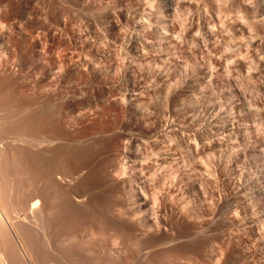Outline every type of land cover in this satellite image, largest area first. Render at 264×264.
Here are the masks:
<instances>
[{
  "label": "rangeland",
  "instance_id": "374dc122",
  "mask_svg": "<svg viewBox=\"0 0 264 264\" xmlns=\"http://www.w3.org/2000/svg\"><path fill=\"white\" fill-rule=\"evenodd\" d=\"M131 89L139 92L135 98ZM168 122L189 126L192 143L178 147L173 137L171 147L161 146L171 162L157 169L161 182L151 190L156 210L150 230L137 218H115L126 205L117 196L119 180L131 170L123 173L118 164L121 174H110L111 189L99 193L89 180L73 178L74 165L59 157L96 126L114 129L122 149L131 135ZM108 154L104 168L112 173L115 158ZM0 171V264H264V0H0ZM81 194L86 198L76 207L84 224L74 215L55 219V205H75ZM38 197L41 204L32 211L28 204ZM88 197L97 209L101 204L98 216L83 207ZM71 223L83 230L76 227V233ZM70 224L75 238L64 229ZM137 226L147 230L145 237ZM132 230L141 231L138 239Z\"/></svg>",
  "mask_w": 264,
  "mask_h": 264
},
{
  "label": "bare ground",
  "instance_id": "6f19581e",
  "mask_svg": "<svg viewBox=\"0 0 264 264\" xmlns=\"http://www.w3.org/2000/svg\"><path fill=\"white\" fill-rule=\"evenodd\" d=\"M140 18V17H139ZM142 19V18H141ZM140 20V19H139ZM156 20V19H155ZM143 21H144V19H143ZM158 21V20H157ZM144 23V22H143ZM155 23V22H154ZM162 23V22H161ZM155 30H156V34H157V36H156V38H158V39H161L162 38V34H163V30L158 26V23L156 24L155 23ZM162 30V31H161ZM168 30V29H167ZM168 32V31H167ZM166 33H164V37H166V35H165ZM168 34H169V32H168ZM166 39V38H165ZM162 41V40H161ZM158 42V41H157ZM156 42V43H157ZM159 43H160V41H159ZM153 44V43H152ZM162 44V43H161ZM157 45V44H156ZM150 48V47H149ZM147 49V48H146ZM157 50V49H156ZM160 51V50H159ZM139 54V53H138ZM139 56V55H138ZM142 56V55H141ZM138 58V57H137ZM140 59H142V58H140ZM137 60H139V59H137ZM141 61V60H140ZM144 62V61H143ZM142 63V62H141ZM164 70V69H163ZM159 71V70H158ZM164 71H166V69L164 70ZM163 72V71H162ZM165 74V73H164ZM163 74V75H164ZM158 76V75H157ZM156 77V76H155ZM154 77V78H155ZM191 80H193V79H191ZM193 82H194V80H193ZM156 83V82H155ZM195 83V82H194ZM197 83V82H196ZM165 84V83H164ZM160 85V84H159ZM199 85V84H198ZM162 87V86H161ZM160 88V87H159ZM163 88V87H162ZM167 88V87H166ZM165 88V89H166ZM164 89V90H165ZM144 90H146V89H144ZM160 90V89H159ZM168 90V89H167ZM166 90V91H167ZM140 91H142V90H140ZM170 91V90H169ZM168 91V92H169ZM137 93H139V92H136V90L135 89H131L130 90V92L128 93L129 95H130V98H135L136 97V95H137ZM159 93V92H158ZM161 93V92H160ZM143 94V93H142ZM169 94V93H168ZM140 96H141V92H140ZM139 97V96H138ZM164 97H167V96H164ZM169 97H170V95H169ZM191 98V97H190ZM194 101V100H193ZM149 112V111H148ZM143 114V113H142ZM171 114V113H170ZM173 114H175V113H173ZM172 114V115H173ZM147 115V114H146ZM153 115V114H152ZM156 115V114H155ZM167 115V114H166ZM172 115H170V116H172ZM36 116H37V114H36ZM33 117V116H32ZM35 117V116H34ZM166 117V116H165ZM157 118V117H156ZM141 119V118H140ZM149 119H150V117H149ZM149 119L148 118H146L144 121L145 122H143V124L144 125H147V126H149V124H147L148 122H150L149 121ZM171 119V118H170ZM151 120H152V118H151ZM168 120V119H167ZM155 121H156V123L155 124H158L157 123V120L155 119ZM154 121V122H155ZM171 121V120H170ZM175 123H177L176 121H174ZM174 122L173 123H169L168 122V124L165 126H162V124H160V125H154V124H150V126H152V125H154L153 127H154V129H152L153 131H150V132H148L147 134L145 133H142V134H135V135H129L130 137H128V135L126 136V137H128L127 138V140H129V143L127 142V144H129V146H127V144H126V146L124 145V147L123 146H120L122 149H118V147L119 146H116V143H115V140H114V129H112L111 127L109 128V127H105V126H96V127H94V131H96L97 130V132H91V131H88V132H86V133H84V134H82V135H79V137H77V138H75L74 139V142L76 143L75 145L76 146H71V147H67V146H65L63 149H61V148H59V150H58V152L60 151V149H61V151H63V152H61V154L60 155H62V156H60L59 155V157H62V159H67V160H69L74 166V168L73 167H70L69 166V164L70 163H68V167H70V169H72V170H70L69 172H71L72 171V177L74 178V177H76V178H81V176L83 177V179H87V180H89V183H90V186L92 187V189H97L98 190V192L99 191H101V193L102 192H104L106 189L108 190V188H110L109 187V185L111 184V183H113L112 182V180L114 179H111L110 178V174H112V175H114V174H121L120 172H119V168H118V164H119V167H120V164H122L124 167L122 168V166H121V169L122 170H124L123 171V173L125 172V169H129V170H131V172L130 173H128L129 175H127L128 176V178H122L121 180H119V178H117L119 181H121L120 182V186L119 187H121V190L119 191L120 192V194H116L117 196H119V195H121L120 197H123V199H124V201H126V203L124 202V204H126L124 207L122 206V208H120L119 209V211L117 210V214L119 215V216H117L116 214V216L117 217H115V218H118V217H120V219L122 218V217H124V219L126 220L127 219V222H128V220H130V221H133L132 219H134L135 218V220H136V218H137V220L136 221H139V225L141 226H139L140 228H149V230L150 229H152L153 227H155V224H154V221L152 220V216L154 215V213H155V210H156V208H155V206H154V200H153V197H152V194H151V190L152 191H155L154 189H157L158 188V186H159V183L161 182L160 180H159V174L157 173V169L158 168H166L167 166L166 165H169L168 163H170L171 162V160H169V159H171L170 158V155L169 154H167V155H169V159H168V157H166V156H164L163 154H165V153H163V152H161L160 151V149H161V146L162 145H166V144H169V145H166V146H169V147H171L170 146V143H172V142H170L171 141V139L173 138V139H177L179 142H177V143H179L178 145H176V146H180V147H183L184 146V148H185V146L187 147H190V144L192 143V141H191V131H192V129L189 127V126H184V127H177V125H175L174 124ZM218 123V122H217ZM221 123V122H220ZM186 124V123H185ZM192 124V123H191ZM96 125V124H95ZM94 125V126H95ZM99 125V124H98ZM101 125V124H100ZM142 125V124H141ZM228 125V124H227ZM109 126H110V124H109ZM180 126H181V124H180ZM217 126H219V125H217ZM92 127V126H91ZM90 127V128H91ZM112 127H113V125H112ZM143 127V126H142ZM215 127V126H214ZM221 127V126H220ZM229 127V126H228ZM228 127H221L222 128V130H224V131H228L229 130V128ZM88 128V127H87ZM114 128H115V126H114ZM148 128V127H147ZM217 129L216 130H218L219 128L218 127H216ZM220 128V129H221ZM89 129V128H88ZM196 129V128H195ZM140 130V129H139ZM221 130V131H222ZM87 131V130H86ZM142 131V130H141ZM220 131V130H219ZM143 132V131H142ZM196 132V131H195ZM213 132V131H212ZM96 133V134H95ZM227 133V132H226ZM126 134H128V133H126ZM195 134V133H194ZM199 134V133H198ZM213 134V133H212ZM78 135V134H77ZM200 135V134H199ZM117 138V137H116ZM202 138V137H201ZM70 139V138H69ZM172 139V140H173ZM196 138H193L192 140H195ZM24 141H26V140H24ZM28 141V140H27ZM69 141V140H68ZM176 141V140H175ZM174 141V142H175ZM196 141V140H195ZM73 142V141H72ZM170 142V143H169ZM40 144V143H39ZM70 144V143H69ZM72 144V143H71ZM124 144H125V142H124ZM182 144H184L183 146H181ZM197 144V143H196ZM195 144V145H196ZM68 145V144H67ZM201 145V144H200ZM38 146V145H37ZM64 146V145H63ZM63 146H61V147H63ZM163 147V146H162ZM173 147V146H172ZM57 148V147H56ZM57 148V149H58ZM141 148H143V149H141ZM165 147H163V149H164ZM167 148V147H166ZM174 148H177V147H173V148H171L172 150H174ZM57 149H55V150H57ZM167 149H170V148H167ZM171 149H170V151H171ZM180 149V148H179ZM182 149V148H181ZM143 150V151H142ZM162 150V149H161ZM165 150V149H164ZM189 150V149H188ZM191 150V149H190ZM22 151H25V149L23 150L22 149ZM29 151V150H28ZM106 151H108L109 152V154L108 155H110L109 157H111V154H113L112 155V159H114L113 160V162H115V163H113V168H111V170H112V173H110L109 171H106V168H104V166L105 165H107V162H106V160H104V156H103V153L104 152H106ZM163 151V150H162ZM193 151V150H192ZM192 151H189L191 154L189 155V157L192 155ZM194 151H196V150H194ZM19 152H20V150H19ZM30 152V151H29ZM57 152V153H58ZM59 152V153H60ZM175 153V150L174 151H172V152H170V153ZM188 152V153H189ZM21 154H22V152H20ZM24 153V152H23ZM28 153V152H27ZM37 152H33V153H31L32 154V156H31V158L33 157L34 158V155L33 154H36ZM40 152H38V155L40 156L41 154H39ZM42 153V152H41ZM57 153H55V154H57ZM173 153V155L175 156V154ZM184 153H186V152H184ZM197 153V152H196ZM25 154V153H24ZM30 154V153H29ZM195 153L193 152V155H194ZM105 155V154H104ZM172 154H171V156H173ZM192 155V156H193ZM24 156V155H23ZM26 156V155H25ZM24 156V157H25ZM45 156V155H44ZM103 156V157H102ZM107 156V155H106ZM191 156V157H192ZM195 156V155H194ZM202 156V155H201ZM23 157V158H24ZM46 157V156H45ZM45 157H43V159L45 158ZM54 157H55V155H54ZM58 157V156H57ZM56 157V158H57ZM180 157V156H179ZM196 157V156H195ZM30 158V157H29ZM31 159L32 161L34 160V159ZM37 158V157H36ZM41 158H42V156H41ZM41 158H39L40 160H41ZM47 158V157H46ZM185 158V157H184ZM24 159H28V158H24ZM39 159H38V161H39ZM42 159V161L43 162H45L46 160L44 159L43 160ZM49 159H50V157H49ZM59 159V158H58ZM172 159H174L173 157H172ZM186 159V158H185ZM184 159V160H185ZM53 160H55L54 158H53ZM168 160L170 161V162H168ZM180 160V159H179ZM178 160V161H179ZM187 160V159H186ZM190 160H194V159H190ZM26 161V160H25ZM24 161V162H25ZM29 161V160H28ZM35 162H36V160H34ZM33 161V162H34ZM38 161H37V163H38ZM42 161H39V162H42ZM52 161V160H51ZM56 161H58V160H56ZM61 159H60V161H58V162H60L61 163ZM68 161V162H69ZM175 161V160H174ZM54 162V161H53ZM66 161H64V163H65ZM186 162V161H185ZM36 163V164H37ZM46 164H48V162L46 161L45 162ZM56 163V162H55ZM63 163V164H64ZM188 163V162H187ZM26 165L28 164V163H25ZM31 164V163H30ZM38 164H40V166L42 165V163H38ZM112 164V163H111ZM180 164V163H179ZM33 165V164H32ZM35 165V164H34ZM33 165V166H34ZM45 165V164H44ZM43 165V166H44ZM51 165H52V163H51ZM67 165V164H66ZM171 165V164H170ZM174 165V164H173ZM29 166H31V165H29ZM28 166V167H29ZM36 166V165H35ZM47 166V165H46ZM49 166V165H48ZM47 166V167H48ZM64 166H65V164H64ZM110 166V165H109ZM37 167V166H36ZM42 167V166H41ZM62 167V166H61ZM12 168V167H11ZM30 168H33V167H30ZM38 168V167H37ZM37 168H35V169H37ZM43 168V167H42ZM41 168V169H42ZM48 168H51V167H48ZM53 168H54V165H53ZM52 168V169H53ZM57 168V167H56ZM101 168H103V172H102V175H99L101 172L100 171H102L101 170ZM173 168V167H172ZM34 169V168H33ZM32 169V170H33ZM40 168H39V170H41ZM60 169V168H59ZM205 169H207V168H205ZM11 170V169H10ZM12 170H13V168H12ZM30 170V169H29ZM43 170H46L45 168L44 169H42V171ZM55 170H58V169H55ZM61 170V169H60ZM64 170H65V168H64ZM64 170H62V171H64ZM69 170V169H68ZM67 169H66V171H68ZM121 170V171H122ZM177 170V169H176ZM188 170V169H187ZM198 170V169H197ZM196 170V171H197ZM204 170V169H203ZM47 171H50L49 169L47 170ZM65 171V172H66ZM128 171V170H127ZM175 171V170H174ZM1 172V171H0ZM13 172H15V171H13ZM13 172H11V173H13ZM31 172V171H30ZM40 172V171H39ZM38 172V173H39ZM45 173H44V176L46 175V176H48V174H46V171H44ZM52 172V171H51ZM57 172H59V171H56V172H54V173H51V175L52 174H57ZM100 172V173H99ZM119 172V173H118ZM198 172V171H197ZM196 172V173H197ZM204 172V171H203ZM2 173V174H1ZM0 174V176H2L3 175V172H1ZM34 173H36V172H34ZM38 173H37V176H38ZM60 173V172H59ZM64 173V172H63ZM99 173V174H98ZM103 173H104V175H103ZM163 173V172H162ZM199 173V172H198ZM202 173V172H201ZM5 174V173H4ZM15 173H13V174H10L9 176H11V175H14ZM31 174V173H30ZM43 174V173H42ZM62 174V173H61ZM61 174H59V175H61ZM67 174H68V172H67ZM71 174V173H70ZM204 174V173H203ZM32 176L34 175V174H31ZM39 175H40V173H39ZM53 175V176H54ZM58 175V176H59ZM63 175V174H62ZM61 175V176H62ZM64 175H66V174H64ZM63 175V176H64ZM4 176L5 175H3V177L2 178H4ZM18 176V175H17ZM36 176V175H35ZM35 176H33V177H35ZM43 176V177H44ZM49 176H50V173H49ZM52 176V177H53ZM58 176H56V179H57V177ZM68 176H69V174H68ZM68 176H65V177H67L68 178ZM71 176V175H70ZM115 176V175H114ZM123 176H126V175H123ZM262 176V175H261ZM13 177V176H12ZM39 177V176H38ZM37 177V178H38ZM42 177V176H41ZM41 177L39 178V179H36L37 181H40V179H41ZM42 177V178H43ZM55 177V176H54ZM54 177H53V179H54ZM71 177V178H72ZM118 177V176H117ZM122 177V176H121ZM1 178V177H0ZM1 178V179H2ZM15 178H16V176H15ZM49 178V177H48ZM51 178V177H50ZM50 178L49 179H47L48 181L50 180ZM66 178V179H67ZM75 178V179H76ZM51 180L52 182L51 183H53L54 185H56L55 184V181L54 180ZM59 179V178H58ZM57 179V180H58ZM162 179V178H161ZM10 180H11V178H10ZM16 180H17V178H16ZM15 179H14V182L16 181ZM33 181L35 180V179H32ZM46 180V179H45ZM46 180V181H47ZM60 180V179H59ZM58 180V181H59ZM64 180V179H63ZM71 180V179H70ZM80 180V179H79ZM46 181H41V182H43V183H45V185L46 184H48V182L46 183ZM83 181V180H82ZM12 182V181H11ZM13 182V183H14ZM60 182V181H59ZM63 182V181H62ZM67 182H69V181H67ZM84 182V181H83ZM117 182V181H116ZM115 182V183H116ZM8 183V182H7ZM16 183H17V181H16ZM16 183H14L15 185L14 186H12L13 187V189L15 190L16 189ZM36 183V182H35ZM34 183V184H35ZM64 183V182H63ZM70 183V182H69ZM77 183V182H76ZM80 183H82V182H80ZM11 184V183H10ZM42 184V183H41ZM62 184V183H61ZM3 186H4V184H2ZM85 185V184H84ZM88 185V184H87ZM9 186V185H8ZM47 186V185H46ZM49 186V185H48ZM65 186V185H64ZM69 186H71V185H69ZM81 186H83V185H81ZM112 186V185H111ZM7 187V185L5 186V188ZM10 187V186H9ZM67 187V186H66ZM85 187V186H84ZM89 187V186H88ZM1 188V187H0ZM42 188H43V186H42ZM56 188H57V190H58V187L56 186ZM59 188H60V184H59ZM75 188V187H74ZM73 188V189H74ZM3 189H4V187H3ZM10 189V188H9ZM44 189V188H43ZM51 189H52V187H51ZM67 189H68V187H67ZM71 189V188H70ZM70 189H68V190H70ZM83 189H85V188H83ZM88 189V188H87ZM111 189V188H110ZM118 189H120V188H118ZM0 190H2V189H0ZM45 190H50V188L48 189H46V187H45ZM44 190V191H45ZM62 190V189H61ZM60 190V191H61ZM72 190V189H71ZM89 190H91V188L89 189ZM3 191V190H2ZM39 191H40V189H39ZM39 191L37 192V193H39ZM43 191V192H44ZM53 191V190H52ZM52 191H51V193H52ZM56 191V189L54 190V192ZM66 191V190H65ZM74 191H75V189H74ZM87 191V190H86ZM93 191V190H92ZM95 191V190H94ZM5 192V191H4ZM42 192V191H41ZM46 192V191H45ZM47 192H50V191H47ZM46 192V193H47ZM68 192H70V191H68ZM67 192V193H68ZM71 192H73V191H71ZM76 192V191H75ZM85 192V191H84ZM91 192V191H90ZM1 193H3V192H1ZM50 193V194H51ZM58 193V192H57ZM66 193V192H65ZM66 193V194H67ZM78 193V192H77ZM81 193V192H80ZM96 193H97V191H96ZM95 193V194H96ZM100 193V192H99ZM98 193V194H99ZM39 194H41V193H39ZM39 194H37V196L39 195ZM50 194H48V195H50ZM59 194V193H58ZM65 194V195H66ZM69 194V193H68ZM71 194V193H70ZM74 194V193H73ZM85 194H87V192H85ZM83 195V194H81V195H78L77 197H76V202H77V200L78 201H80V200H84L85 198H86V195ZM92 194V193H91ZM55 195V194H54ZM53 195V196H54ZM115 195V196H116ZM1 197H3L2 195H0ZM43 197L45 196V194L44 195H42ZM51 196V195H50ZM52 196V197H53ZM59 195H57V197H58ZM72 196V195H71ZM71 196H70V198H71ZM90 196V195H89ZM101 196H102V194H101ZM104 196H105V194H104ZM114 196V197H115ZM41 197V196H40ZM45 197H47V196H45ZM56 197V198H57ZM64 197V196H63ZM62 197V198H63ZM67 197V196H66ZM68 197H69V195H68ZM55 198V199H56ZM59 198H61V196H59ZM70 198H68V202L70 201L69 199ZM115 198H117V197H115ZM158 198V197H157ZM3 199V198H2ZM39 197L38 198H34L32 201H31V203L30 204H28L29 205V207L31 208V210L32 209H37L38 210V207L40 206L39 204H41V203H39V202H41V201H39ZM103 199V198H102ZM117 199H120V198H117ZM1 200V199H0ZM50 200H54V199H50ZM57 200V199H56ZM65 200V199H64ZM104 200V199H103ZM43 201V200H42ZM46 201V200H45ZM44 201V202H45ZM61 201H63V199H61ZM73 201V200H72ZM96 200H92V199H90V197H88V199H87V202H86V205L87 206H84L83 205V203H82V205H83V207H85V208H87V207H89V209H90V211H88L89 212V214L91 215L92 214V216L94 215V216H98V209H101L100 208V205L101 204H99V208L97 209V207H96V205H95V202ZM105 201V200H104ZM115 201V200H114ZM2 202V201H1ZM51 202H53L54 203V205L55 204H57V203H55V201H51ZM57 202H59V200L57 201ZM95 202V203H94ZM98 202V201H97ZM103 202V201H102ZM109 202V201H108ZM116 202H117V200H116ZM119 202V201H118ZM157 202V201H156ZM184 202H185V200H184ZM47 203V202H46ZM53 203H50V204H52V205H50L49 204V207L50 206H52L53 207ZM42 204H44V203H42ZM58 204H61L60 206L58 205ZM57 205H55L54 207H56L57 206V209H59V210H57L56 211V209L54 208V210H55V217L53 216L54 215V212H53V214H52V216H53V219L55 218V219H59V222H60V219L61 220H67L69 217H71V215H72V218H73V215H74V217L75 216H77V219H79V221L81 220H86V218H85V216H84V219H83V215H81V209H79L78 207H76L77 206V204H78V202L77 203H75V205H73L74 203H65V202H63V203H58ZM81 204V203H80ZM80 204H78V205H80ZM104 204V203H103ZM108 204V203H107ZM156 204V203H155ZM1 205V204H0ZM27 205V206H28ZM105 205V204H104ZM158 205V204H157ZM46 205H44V207H45ZM81 206V205H80ZM106 206V205H105ZM43 207V206H42ZM52 207H50V210H51V212L52 211H54L53 210V208ZM58 207H60V208H58ZM114 207H116V206H114ZM118 207V206H117ZM121 207V206H120ZM157 207V206H156ZM41 208V207H40ZM46 208V207H45ZM52 208V209H51ZM105 208V207H104ZM110 208V207H109ZM160 208V207H159ZM88 208H87V210H89ZM107 209H108V206H107ZM106 209V210H107ZM112 209H113V207H112ZM116 209H118V208H116ZM27 210H28V208H27ZM49 210V209H48ZM50 210L49 211H47V212H49L50 213ZM83 211H84V208L82 209ZM86 209H85V211H87ZM102 210V209H101ZM105 210V211H106ZM115 210V209H114ZM33 211V210H32ZM45 211V210H44ZM82 211V212H83ZM100 211V210H99ZM159 211V210H158ZM102 213H105V212H103V211H101ZM116 212V211H115ZM114 212V213H115ZM143 213V217H141L140 216V214H142ZM110 213V212H109ZM46 214V213H45ZM156 214H158L157 212H156ZM25 215V214H24ZM50 215V214H49ZM48 215V216H49ZM104 214H102V216H103ZM106 216L108 215V212H107V214H105ZM110 215V214H109ZM139 215V216H138ZM159 215V214H158ZM28 216V215H27ZM101 216V215H100ZM99 216V217H100ZM157 216V215H156ZM155 216V217H156ZM49 217H51V215L49 216ZM59 217V218H58ZM86 217H87V215H86ZM110 217V216H109ZM108 217V218H109ZM155 217H154V219H155ZM161 217V216H160ZM93 218H95V217H93ZM104 218V217H103ZM102 218V219H103ZM172 218V217H171ZM170 218V219H171ZM26 219H28V217L26 218ZM71 219V218H70ZM77 219H75V220H77ZM90 219V218H89ZM96 219H98V217L96 218ZM95 219V220H96ZM119 219V218H118ZM117 219V220H118ZM123 219V218H122ZM174 219V218H173ZM109 220H112V217H111V219L109 218ZM125 220H123V221H125ZM134 220V221H135ZM160 220V219H159ZM163 220V219H162ZM175 220V219H174ZM173 220V221H174ZM63 221H61V222H63ZM68 221H70V220H68ZM74 222V220H71V222ZM77 222V221H75V222H77V223H80V222ZM89 221V220H88ZM113 221V220H112ZM133 221V222H134ZM157 220H155V222H156ZM51 222H53V220L51 221ZM57 222V221H56ZM59 222H57L56 224H54V225H57ZM83 222V221H82ZM85 222V221H84ZM84 222H83V224H84ZM87 222V221H86ZM90 222H94L93 220L92 221H90ZM95 222H99V221H95ZM101 222V221H100ZM105 222V221H104ZM102 223L103 225H105V223ZM109 222V221H108ZM115 222V221H114ZM158 222V221H157ZM165 222V221H164ZM171 222H172V219H171ZM171 222H170V224H171ZM175 222V221H174ZM2 223V222H1ZM106 223H107V221H106ZM111 223V222H110ZM110 223H109V226H110ZM119 223V222H118ZM117 223V224H118ZM129 223V222H128ZM72 225H73V227H74V224L73 223H71ZM71 224L68 226V227H66V228H64V229H66L65 231H67V228H68V231L69 230H71V231H73V228L71 227ZM82 224V223H81ZM114 223H112V225H113ZM138 224V222H136V225ZM157 224V223H156ZM159 224V223H158ZM167 224V223H166ZM165 224V225H166ZM66 225H68V224H64V225H62V226H66ZM75 225H78V226H75L74 227V229H75V232L77 233V232H79L80 233V231H82L81 230V228L79 227V224H75ZM86 225H88V224H86ZM108 225V224H107ZM107 225L104 227V228H106L107 227ZM163 225V224H162ZM162 225L160 224V227H162ZM168 225V224H167ZM175 225V224H174ZM81 226V225H80ZM91 226V225H90ZM118 226V225H117ZM120 226V225H119ZM126 226V225H125ZM128 226V225H127ZM131 227L133 226V225H130ZM173 226V225H172ZM26 227V226H25ZM28 227V226H27ZM76 227H79L80 228V231H78V229H76ZM81 227H83V226H81ZM84 227H86V226H84ZM83 227V228H84ZM88 227H89V225H88ZM88 227H86V228H88ZM92 227V226H91ZM113 227V226H112ZM120 227H122V225L120 226ZM138 227V226H137ZM138 227V229H140ZM158 227V226H157ZM164 227V226H163ZM162 227V228H163ZM171 227V226H170ZM23 228V227H22ZM59 228H61V227H59ZM70 228H72V229H70ZM96 228V227H95ZM114 228H115V226H114ZM113 228V229H114ZM142 228V229H143ZM146 228V229H147ZM165 228V227H164ZM167 228V227H166ZM165 228V229H166ZM174 228V227H173ZM1 229V228H0ZM5 229V228H4ZM27 229V228H26ZM28 229H30V228H28ZM89 230L90 229H92V228H88ZM88 229H84L85 230V232H83V233H86V231L88 230ZM112 229V228H111ZM125 229V228H124ZM128 229V228H127ZM134 229V228H133ZM137 229V228H136ZM137 229V230H138ZM142 229H140L141 231H142ZM156 229V228H155ZM165 229H164V231H165ZM25 230V229H24ZM61 230V229H60ZM77 230V231H76ZM95 230V229H94ZM108 230H109V228H108ZM107 230V231H108ZM117 230V229H116ZM119 230V229H118ZM136 230V231H137ZM139 230V232H141ZM145 230V229H144ZM160 230V229H159ZM162 230V229H161ZM31 230H29V232H30ZM71 231H69V232H71ZM105 231V230H104ZM110 231V230H109ZM122 230H120V232H121ZM124 231V230H123ZM130 231V230H129ZM133 231V230H132ZM135 231V230H134ZM133 231V232H134ZM167 231V230H166ZM165 231V232H166ZM169 231V230H168ZM24 232V231H23ZM28 232V233H29ZM64 232V231H63ZM63 232H61L62 234H63ZM74 232V231H73ZM72 232V233H73ZM74 232V233H75ZM88 232V231H87ZM93 232V231H92ZM119 232V233H120ZM139 232H137L138 233V235H139ZM143 232V234H144V232H147V230L146 231H142ZM149 232V231H148ZM155 232V231H154ZM160 232V231H159ZM171 232H173L172 230H171ZM25 233V232H24ZM76 233H75V236L73 235V234H71V235H73L74 236V238L76 237ZM82 233V235L84 236V234ZM118 233V232H117ZM128 232H126V234H127ZM131 233V232H130ZM136 233V234H137ZM152 233V232H151ZM27 234V233H26ZM67 234H69V233H67ZM67 234H66V237H67ZM86 234H89V233H86ZM90 234H91V231H90ZM109 234V233H108ZM122 234H123V232H122ZM122 234L120 235V236H117L118 234H116L114 237L116 238V236L117 237H122ZM125 233H124V235H126ZM133 234V233H132ZM134 234H135V232H134ZM136 234H135V236H136ZM149 234V233H148ZM163 234V233H162ZM25 235V234H24ZM71 235L69 236V237H71ZM79 235V234H78ZM77 235V236H78ZM81 235V234H80ZM105 235H106V233H105ZM142 235V234H141ZM145 235H146V233L144 234V237H145ZM65 236V235H64ZM63 236V237H64ZM85 236H87V235H85ZM84 236V237H85ZM130 236H132V238H133V236L134 235H131L130 234ZM25 237H26V235H25ZM29 237H31V236H29ZM68 237V238H69ZM82 237V236H81ZM80 237V238H81ZM137 237V236H136ZM139 237V236H138ZM138 237L136 238V239H138ZM141 237V236H140ZM149 237H150V235H149ZM73 238V237H72ZM79 238V237H78ZM126 237H124V239H125ZM143 238V237H142ZM155 238V237H154ZM27 239H28V237H27ZM65 239H67V238H65ZM69 239H71V238H69ZM82 239V238H81ZM128 239V238H127ZM134 239H135V237H134ZM146 239H147V236H146ZM153 239V238H152ZM64 240V239H63ZM77 240V239H76ZM83 240V239H82ZM114 240H116V239H114ZM113 240V241H114ZM118 240H119V238H118ZM121 240H123V239H121ZM121 240H119V241H121ZM128 240H130V241H132V239H128ZM149 240V239H148ZM71 241L72 240H70V242H68V244L69 243H71ZM75 241V240H74ZM80 241V240H79ZM130 241H128V243L130 242ZM135 241V240H134ZM146 241V240H145ZM152 241V240H151ZM159 241V240H158ZM81 242V241H80ZM112 242V241H111ZM118 242V241H117ZM116 242V243H117ZM122 242V241H121ZM123 242H125V241H123ZM150 242V241H149ZM157 242V241H156ZM77 243V242H76ZM79 243V242H78ZM113 243V242H112ZM115 243V242H114ZM120 243V242H119ZM126 243V242H125ZM131 243V242H130ZM129 243V244H130ZM142 242H140V244H141ZM144 243V242H143ZM147 243V242H146ZM155 243V242H154ZM73 244H75V242L73 243ZM127 244V243H126ZM128 244V245H129ZM145 244V243H144ZM70 245V244H69ZM112 245V244H111ZM115 245V244H114ZM118 245V244H117ZM120 245V244H119ZM123 245H125L124 243H123ZM146 245V244H145ZM145 245H143V246H145ZM155 245V244H154ZM160 245V244H159ZM70 246H72V245H70ZM76 246H78V244L76 245ZM75 246V247H76ZM116 246V245H115ZM127 246V245H126ZM130 246V245H129ZM141 246V248H142V245H140ZM157 246V245H156ZM161 246V245H160ZM159 246V247H160ZM128 247V246H127ZM126 247V248H127ZM147 247V250H148V247L149 246H146ZM158 247V246H157ZM95 248V247H94ZM140 248V249H141ZM153 247H151V250H153L152 249ZM156 248V247H155ZM144 249V248H143ZM142 249V250H143ZM150 249V248H149ZM68 251H70V250H68ZM141 251V250H140ZM143 253H144V251H142ZM148 252V251H147ZM71 253H73V252H71ZM141 253V252H140ZM142 253V254H143ZM145 253H146V250H145ZM145 253L143 254V255H145ZM74 254H75V252H74ZM74 254H72V256L74 255ZM97 254V253H96ZM68 256H69V254H67ZM142 255V256H143ZM67 256V257H68ZM77 256V255H76ZM75 256V257H76ZM140 256H141V254H140ZM15 257V256H14ZM13 257V258H14ZM70 257H71V255H70ZM74 257V258H75ZM81 257V256H80ZM139 257V256H138ZM16 258V260L18 259L17 257H15ZM78 259V258H77ZM16 260L14 261V263L16 262ZM19 261H21V260H19ZM71 261V263L73 264V262H74V259L73 260H70ZM73 261V262H72ZM93 261H94V259H93ZM76 262V261H75ZM90 262V261H89ZM78 263V262H77ZM88 263V262H87ZM17 264H18V261H17ZM85 264V263H84ZM88 264H90V263H88ZM93 264V263H92Z\"/></svg>",
  "mask_w": 264,
  "mask_h": 264
}]
</instances>
